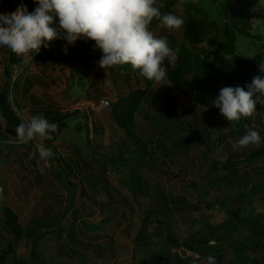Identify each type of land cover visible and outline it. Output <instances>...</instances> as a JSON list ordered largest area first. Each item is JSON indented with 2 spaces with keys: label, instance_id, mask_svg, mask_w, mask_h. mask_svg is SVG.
Masks as SVG:
<instances>
[{
  "label": "rangeland",
  "instance_id": "obj_1",
  "mask_svg": "<svg viewBox=\"0 0 264 264\" xmlns=\"http://www.w3.org/2000/svg\"><path fill=\"white\" fill-rule=\"evenodd\" d=\"M258 1L247 0L255 6L243 14L241 27L262 37L264 0ZM162 2V13L184 20L179 30L156 20L150 26L172 49L167 73L184 66L183 79L219 92L228 79L220 62L230 59L219 50L227 42L225 0ZM54 26L60 31L58 18ZM90 41L67 45L61 38L41 48L63 58ZM235 49L262 60L264 39L237 32ZM11 54L0 46V93L8 91L25 122L66 116L89 153L46 140L54 155L40 162L41 174L38 153L28 158L37 141L23 144L6 135L0 111V225L9 208L24 228L10 264H207L208 256L215 264H264V156L247 157L264 146V105L257 103L237 128L217 107L179 93L167 77L148 87L135 73L107 75L91 60L61 67L36 54L33 65H24L21 58L13 63ZM259 64L253 76L262 74ZM168 95L186 113L184 121L199 119L185 126L178 113L169 120ZM102 100L109 106L100 107ZM207 110L212 116L200 119ZM249 130L260 134L261 143L234 149ZM249 173L252 185L245 188Z\"/></svg>",
  "mask_w": 264,
  "mask_h": 264
},
{
  "label": "clouds",
  "instance_id": "obj_2",
  "mask_svg": "<svg viewBox=\"0 0 264 264\" xmlns=\"http://www.w3.org/2000/svg\"><path fill=\"white\" fill-rule=\"evenodd\" d=\"M34 3L33 11L22 0L14 11L0 13V46L20 57L24 65H33V57L40 53L41 47L48 48L56 39L62 38L67 45L91 40L95 42L94 49L103 53L97 63L107 75L108 69L130 65L149 81L161 83L166 78L165 61L171 63L172 49L167 37L156 36L150 26L156 20L161 28L179 30L184 20L171 12L162 13L165 7L162 0H34ZM56 18L60 31L54 26ZM64 52L67 54L66 46ZM259 68L264 73V64H259ZM105 86H111V80L105 79ZM257 103L264 105L262 75L253 77L247 90L241 86L221 88L213 102L230 122L252 117ZM58 128V124L50 123L43 115H36L15 129L18 143L37 141L28 158L38 153L37 169L41 174H45V169L40 162L54 155L45 141ZM260 143V134L249 130L233 148ZM207 264H215V258L208 256Z\"/></svg>",
  "mask_w": 264,
  "mask_h": 264
},
{
  "label": "trees",
  "instance_id": "obj_3",
  "mask_svg": "<svg viewBox=\"0 0 264 264\" xmlns=\"http://www.w3.org/2000/svg\"><path fill=\"white\" fill-rule=\"evenodd\" d=\"M22 0H0V13H8L12 12L16 9L17 5H19ZM23 3L27 6L29 11H33L36 7L34 0H23ZM225 18H226V32L225 36L227 42L225 44L219 45V50L224 53V55L229 56L230 59L225 62V60H221V67L224 72L228 75V79L226 80L227 86H241L247 90V85L251 83L253 77L252 70L254 64L256 63L255 60H250L248 58L242 57L236 54L235 49V42H236V33H242L246 37L254 38V39H263L261 36H253L248 31L237 27L233 24L230 16L228 15L227 11H225ZM95 42L90 41L86 42L83 45L81 50L75 51L72 55L67 57H57L52 53H48L45 51L44 48H41L40 53L37 54V59L41 62H51L57 66L65 67L72 62H77L81 60H91L94 62H98L99 59L102 57L103 53L99 49H94ZM11 61L16 63L20 57H17L14 53L11 54ZM184 68V66H183ZM182 67L173 70L172 72H168L166 77L171 82L172 86L181 94L195 99L200 104H210L214 106L213 102L215 98L218 96L219 92L211 88L209 86H204L198 83L189 82L181 77ZM111 73L114 74H126V73H135L138 76L142 77L146 80L148 87L151 85L153 81H149L144 78L139 70H134L130 65H122V66H115L111 69H108ZM264 76V74H260ZM168 103L170 105L169 114L167 118L173 121L176 117L178 112L176 106V100L172 98L171 95H168ZM215 107V106H214ZM0 111L2 114L3 119L6 122L5 133L9 137L17 140L15 129L21 123L25 122L18 114L17 110L15 109L14 105L12 104L8 91H2L0 93ZM212 111H206L202 115H200V119L204 118L207 119L212 116ZM50 123L58 124L59 128L57 133L52 135H57L60 133L61 129L67 127L65 121L67 118L66 116L56 115H49L44 116ZM186 118V113L181 112L179 113V120L185 126L188 124L195 123L199 118L192 120L191 122H186L184 119ZM114 121L116 119L114 118ZM245 122V117H242L239 121L233 122V124L240 128ZM32 142V141H31ZM68 145V144H67ZM113 144H109L107 147H111ZM69 147L78 150L76 147L69 145ZM135 154V153H133ZM264 156V146L260 147V149L252 152L249 156L250 159ZM134 157V156H132ZM145 157H149V155H142L139 159ZM4 221L3 224L0 225V238H2L5 243L6 247L0 250V264H10V258L17 253V249L19 246L20 241L24 235V228L19 220V217L16 213H14L11 209L7 208L4 212Z\"/></svg>",
  "mask_w": 264,
  "mask_h": 264
},
{
  "label": "crops",
  "instance_id": "obj_4",
  "mask_svg": "<svg viewBox=\"0 0 264 264\" xmlns=\"http://www.w3.org/2000/svg\"><path fill=\"white\" fill-rule=\"evenodd\" d=\"M226 2V11L229 14L232 22L234 25H236L239 28H242L241 26H244L242 24V18H243V14L247 13V10L250 9V7H254L255 5H248L247 4V0H225ZM261 2V0L258 1V4ZM264 13H260L259 15V19L262 20V18L264 17L263 15ZM243 29V28H242ZM263 39H264V35H262ZM257 51H259V49H257ZM251 60H255L256 63L260 62L262 64H264V57L262 60H260V54H256L254 57H252ZM249 175V176H248ZM247 176H245V178L242 179L243 183H244V187H251V183H250V176L251 174L249 173ZM252 181V179H251ZM263 186L264 188V182L263 185H261V187Z\"/></svg>",
  "mask_w": 264,
  "mask_h": 264
},
{
  "label": "water",
  "instance_id": "obj_5",
  "mask_svg": "<svg viewBox=\"0 0 264 264\" xmlns=\"http://www.w3.org/2000/svg\"><path fill=\"white\" fill-rule=\"evenodd\" d=\"M212 139H215V134L211 135ZM56 141L59 144H68L76 147L84 156L88 155L89 153V147L85 139L82 137L80 131L64 127L61 129L60 133L57 135H51V139ZM115 174H113V177Z\"/></svg>",
  "mask_w": 264,
  "mask_h": 264
},
{
  "label": "built area",
  "instance_id": "obj_6",
  "mask_svg": "<svg viewBox=\"0 0 264 264\" xmlns=\"http://www.w3.org/2000/svg\"><path fill=\"white\" fill-rule=\"evenodd\" d=\"M80 106H79V109H81V107H82V105L81 104H79ZM94 105V104H93ZM107 106H109V102L108 101H106V100H102L101 101V103H100V107H107ZM179 251V253H180V255L182 256V255H185V253H187V252H183L182 250H178ZM184 253V254H183ZM186 255H190V254H186Z\"/></svg>",
  "mask_w": 264,
  "mask_h": 264
}]
</instances>
